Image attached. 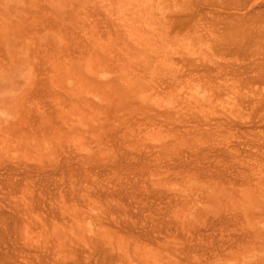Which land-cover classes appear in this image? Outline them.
Instances as JSON below:
<instances>
[{
    "label": "rangeland",
    "instance_id": "obj_1",
    "mask_svg": "<svg viewBox=\"0 0 264 264\" xmlns=\"http://www.w3.org/2000/svg\"><path fill=\"white\" fill-rule=\"evenodd\" d=\"M88 1L0 0V264H264V0Z\"/></svg>",
    "mask_w": 264,
    "mask_h": 264
},
{
    "label": "bare ground",
    "instance_id": "obj_2",
    "mask_svg": "<svg viewBox=\"0 0 264 264\" xmlns=\"http://www.w3.org/2000/svg\"><path fill=\"white\" fill-rule=\"evenodd\" d=\"M88 1V0H87ZM24 2H26V0H24ZM89 2V1H88ZM35 4V3H34ZM35 6V5H34ZM28 9V8H27ZM25 10V9H24ZM28 11V10H27ZM252 11V10H251ZM26 12V11H25ZM25 12H24V14H25ZM63 14H64V11H63ZM66 14V13H65ZM25 15H27V14H25ZM26 18V17H25ZM25 21V20H24ZM25 25H27V24H25ZM3 28V27H2ZM2 28H1V30H2ZM20 29H22V28H20ZM19 29V30H20ZM18 30V31H19ZM23 30V29H22ZM28 30V29H27ZM3 32V31H2ZM14 34V33H13ZM26 36V35H25ZM32 39V38H31ZM36 39V38H35ZM3 40V39H2ZM8 41V40H7ZM93 53V52H92ZM95 58H96V56H95ZM95 60H97V59H95ZM104 60V59H103ZM100 61V60H99ZM99 63V62H98ZM97 66H99V65H97ZM97 66L95 67V68H97ZM92 67V66H91ZM90 67V68H91ZM89 68V69H90ZM100 68H101V66H100ZM120 68V67H119ZM8 69V68H7ZM98 69V68H97ZM93 71V70H92ZM95 71V70H94ZM51 75V74H50ZM52 77V76H51ZM54 77L56 78V75H54ZM124 79H126V78H124ZM98 87V86H97ZM112 88V86H110V88L109 89H111ZM104 89V88H103ZM115 90V89H114ZM106 92H108V90L106 91ZM101 94V93H100ZM107 95H108V93H107ZM103 96V95H102ZM105 97H107L106 95H105ZM118 100V99H117ZM110 104V103H109ZM90 204V203H89Z\"/></svg>",
    "mask_w": 264,
    "mask_h": 264
},
{
    "label": "crops",
    "instance_id": "obj_3",
    "mask_svg": "<svg viewBox=\"0 0 264 264\" xmlns=\"http://www.w3.org/2000/svg\"><path fill=\"white\" fill-rule=\"evenodd\" d=\"M245 264H247V262Z\"/></svg>",
    "mask_w": 264,
    "mask_h": 264
}]
</instances>
